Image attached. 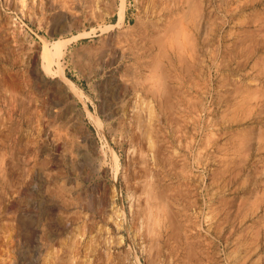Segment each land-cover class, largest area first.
I'll list each match as a JSON object with an SVG mask.
<instances>
[{
	"label": "rangeland",
	"instance_id": "1",
	"mask_svg": "<svg viewBox=\"0 0 264 264\" xmlns=\"http://www.w3.org/2000/svg\"><path fill=\"white\" fill-rule=\"evenodd\" d=\"M20 1L0 0V264H63L72 234L75 264H264V0Z\"/></svg>",
	"mask_w": 264,
	"mask_h": 264
},
{
	"label": "bare ground",
	"instance_id": "2",
	"mask_svg": "<svg viewBox=\"0 0 264 264\" xmlns=\"http://www.w3.org/2000/svg\"><path fill=\"white\" fill-rule=\"evenodd\" d=\"M21 2V6L22 7H24V2H25V0H21L20 1ZM18 4V3H17ZM173 23V22H172ZM172 26V25H171ZM166 29H167V27H166ZM168 29H169V27H168ZM170 29H174V27H172V28H170ZM17 30H18V28H17ZM169 31V30H168ZM176 31V30H175ZM170 32V31H169ZM178 32V31H177ZM161 33V32H160ZM164 34H165V31L163 32ZM157 34H159V33H157ZM174 34H176V33H174ZM179 34V33H178ZM161 35V34H160ZM162 37V36H161ZM154 39V38H153ZM157 39V38H156ZM162 39V38H161ZM67 40V39H66ZM66 40H62V39H59L58 41H55L53 44H52V48L51 49H49V47H48V45L45 43L44 45H43V47H42V58H43V60H44V62L46 61L47 63L46 64H44V68H46L47 70H48V72L49 73H51V74H57V73H61L62 72V69H61V67H60V62H59V60H60V58H61V56L63 55V48L65 47V45H67L66 43H68V40L66 41ZM174 40H175V38H174ZM70 41V40H69ZM163 41V40H162ZM151 42V41H150ZM164 42V41H163ZM176 42V41H175ZM165 43V42H164ZM177 43V42H176ZM180 46V44H176V46ZM178 46V47H179ZM178 49V48H177ZM179 49H180V47H179ZM162 52V51H161ZM160 52V53H161ZM164 52V51H163ZM174 53V52H173ZM168 55V54H167ZM172 55V54H171ZM163 56H164V54H163ZM165 57H166V54H165ZM169 59H171V58H169ZM156 60V59H155ZM157 61V60H156ZM155 61V62H156ZM161 62V61H160ZM168 63H169V61H167ZM184 62H186V61H184ZM183 62V63H184ZM57 64V66H58V70L56 71V72H53L52 71V69H51V65L52 64ZM164 64V63H163ZM186 64H188L187 62H186ZM153 65V64H152ZM162 65V64H161ZM157 66V65H156ZM169 66H170V64H169ZM163 68V67H162ZM191 68V67H190ZM170 70V69H169ZM157 71V70H156ZM156 74V73H155ZM152 77H153V75H152ZM159 77V76H158ZM189 77V76H188ZM163 79V78H162ZM160 81H162V80H160ZM165 81V80H164ZM180 83V82H179ZM153 85V84H152ZM165 85H166V83H165ZM151 88V87H150ZM149 90V89H148ZM154 91V90H153ZM168 91V90H167ZM170 92V91H169ZM176 92V91H175ZM172 94V93H171ZM158 97V96H157ZM168 96H166V98H167ZM163 99V98H162ZM170 99V98H169ZM150 101V100H149ZM149 101H146L145 99H141V98H138V99H136V101H135V104H134V107H135V112H136V124H137V134H138V136H139V138H140V140L144 143V145H145V148L147 149V151H149V152H154L155 151V149H156V147H155V137H156V134H155V136H154V127H153V121H154V117H155V114H154V110H153V107H152V105H151V103L149 102ZM161 101V100H160ZM166 102H167V100H166ZM171 102V101H170ZM167 104H169V102L167 103ZM167 104H164V105H167ZM168 106V105H167ZM164 109H166V108H164ZM175 109V108H174ZM177 111V110H176ZM166 116V115H165ZM174 116V115H173ZM172 120V119H171ZM156 132V131H155ZM161 134V133H160ZM159 140V139H158ZM141 142V143H142ZM157 146V145H156ZM74 147V146H73ZM65 150V149H64ZM158 152V151H157ZM102 156H104L105 154H106V151H104V150H102ZM146 154V153H145ZM152 155V154H151ZM158 155V154H157ZM169 155V154H168ZM166 156V155H165ZM105 157V156H104ZM165 158V157H164ZM96 160V162L98 163V165H100V167L101 166H103V157H101V158H99L98 157V160H97V158L95 159ZM162 160H164V159H162ZM169 163V162H168ZM174 164V163H173ZM175 167V166H174ZM117 169H118V164H117V160H116V166H115V170H116V172H117ZM173 169V168H172ZM175 169V168H174ZM114 170V171H115ZM176 170V169H175ZM179 170V169H178ZM157 172V171H156ZM179 172V171H178ZM184 172V171H183ZM118 173V172H117ZM157 173H159V172H157ZM181 174V173H180ZM100 176V175H99ZM63 181V180H62ZM160 183V182H159ZM180 184V183H179ZM62 188V187H61ZM158 188V187H157ZM156 188V189H157ZM168 188H170V187H168ZM60 190V189H59ZM148 190V189H147ZM58 191V190H57ZM156 191V190H155ZM149 192V191H148ZM147 192V193H148ZM160 192H162L161 193V197H163L164 196V193H163V191H160ZM164 192H166V191H164ZM156 193V192H155ZM59 194V193H58ZM152 194H153V192H152ZM184 194H185V192H184ZM154 195V194H153ZM166 195V194H165ZM171 197V196H170ZM183 197V196H182ZM152 198V197H151ZM153 198H155V196L153 197ZM184 198H185V196H184ZM162 199V198H161ZM163 199H164V197H163ZM165 199H167V198H165ZM183 200H185V199H183ZM176 201V200H175ZM180 201V200H179ZM165 202V201H164ZM167 202H168V199H167ZM162 203H163V201H162ZM161 203V204H162ZM114 204V203H113ZM148 204V203H147ZM158 204V203H157ZM109 205V204H108ZM169 205V204H168ZM162 207H164V206H162ZM168 207V206H167ZM178 207V206H177ZM182 208V207H181ZM171 209V208H170ZM101 210V209H100ZM151 210V209H150ZM152 210H154V209H152ZM161 210V211H160ZM159 210V212H160V215H161V218H162V223H163V228H165V229H168L169 227H171V228H173L175 231H178V229H180L179 227H178V222L179 221H176L175 219H172V220H170L171 221V223L169 224V226H168V221L169 220H167L168 219V217H166V215H165V213L163 214L162 213V210L164 211L165 209L164 208H162V209H160ZM146 211V210H145ZM156 211V210H155ZM167 211V210H166ZM105 212V211H104ZM147 212V211H146ZM145 212V213H146ZM178 212V211H177ZM185 212V211H184ZM107 213H108V211H107ZM143 213V212H142ZM168 213H169V211H168ZM187 213V212H186ZM108 214H110L112 217H114V219H118L119 218V211L117 210V209H114V208H111L110 209V211H109V213ZM156 214H158V213H156ZM170 214V213H169ZM172 214H174V213H172ZM143 215V214H142ZM148 215V214H147ZM146 215V216H147ZM151 215V214H150ZM149 215V216H150ZM152 216V215H151ZM170 216V215H169ZM111 217V218H112ZM156 217V216H155ZM174 217V216H173ZM145 218V217H144ZM147 218H150V217H147ZM142 219V218H141ZM157 220H158V218H156ZM182 219H184V218H182ZM108 220H109V218H108ZM142 221V220H141ZM160 221H161V219H160ZM169 221V222H170ZM147 223V222H146ZM145 223V224H146ZM157 224V223H156ZM159 225V224H158ZM170 228V229H171ZM187 229V228H186ZM150 230V229H149ZM154 230H156L155 228H154ZM174 231V232H175ZM147 232V231H146ZM174 232H172V233H174ZM185 232V231H184ZM188 232V231H187ZM150 233H152L151 231H150ZM162 233V232H161ZM180 233V232H179ZM178 233V234H179ZM189 234V233H188ZM187 234V235H188ZM195 234V233H194ZM170 235H172V234H169V236ZM180 235V234H179ZM77 235L76 234H72L71 235V238L69 239V243H68V246H67V248H66V250H67V254H66V260L64 261V259H62L63 260V262L65 263V264H75V262H76V255L78 254V252L76 251L77 249H75L76 247V244H75V241H73V238H75ZM161 236V235H160ZM174 236H176V235H174ZM173 237V236H172ZM180 237V236H179ZM195 238V237H194ZM185 239V238H184ZM187 240H188V238H187ZM178 241V240H177ZM184 241V240H183ZM174 242V241H173ZM172 242V243H173ZM189 242V241H188ZM187 242V243H188ZM186 242H183V244H185ZM171 244V243H170ZM178 244V243H177ZM191 244H192V241H191ZM190 243H189V245H191ZM199 245H200V243H198ZM78 245V244H77ZM187 246V251H188V254L189 255H191L192 256V254H193V246ZM159 246V245H158ZM157 246V247H158ZM179 246V245H178ZM194 246H196V245H194ZM170 247V246H169ZM172 247H173V245H172ZM184 247V246H183ZM191 247H193V248H191ZM171 248V247H170ZM174 248V247H173ZM185 248H186V246H185ZM183 249V248H182ZM167 250V249H166ZM169 250V249H168ZM186 250V249H185ZM197 250V249H196ZM79 251V250H78ZM169 251H171V250H169ZM199 251V250H198ZM177 252H178V250H177ZM186 252V251H185ZM161 253V252H160ZM187 253V252H186ZM75 254V255H74ZM174 254H175V252H174ZM188 256V255H187ZM197 256V255H196ZM82 257V256H81ZM180 259V258H179ZM192 259V258H191ZM181 260V259H180ZM188 260V259H187ZM198 260V259H197ZM47 261V260H46ZM80 261V260H79ZM173 261V260H172ZM185 260H183V262H184ZM190 261V260H189ZM195 261V260H194ZM198 261H200V260H198ZM197 261V262H198ZM45 262V261H44ZM48 263V262H47ZM63 263V264H64ZM177 263V262H176ZM199 263V262H198ZM45 264H46V262H45ZM87 264V263H86ZM178 264V263H177ZM188 264H190V263H188ZM193 264V263H192ZM200 264V263H199Z\"/></svg>",
	"mask_w": 264,
	"mask_h": 264
}]
</instances>
